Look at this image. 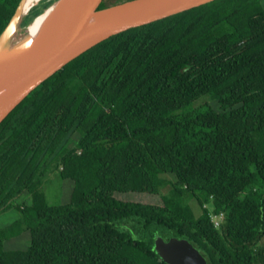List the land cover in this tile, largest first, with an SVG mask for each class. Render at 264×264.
I'll use <instances>...</instances> for the list:
<instances>
[{
  "label": "trees",
  "instance_id": "1",
  "mask_svg": "<svg viewBox=\"0 0 264 264\" xmlns=\"http://www.w3.org/2000/svg\"><path fill=\"white\" fill-rule=\"evenodd\" d=\"M19 1L0 0V33ZM51 161L73 183L65 204L41 190ZM12 209L0 264H165L155 234L188 240L208 264H264V0L132 28L40 84L0 123V214ZM24 232V249L5 248Z\"/></svg>",
  "mask_w": 264,
  "mask_h": 264
},
{
  "label": "water",
  "instance_id": "2",
  "mask_svg": "<svg viewBox=\"0 0 264 264\" xmlns=\"http://www.w3.org/2000/svg\"><path fill=\"white\" fill-rule=\"evenodd\" d=\"M51 4L26 25L30 10ZM215 0H127L98 9L103 0H39L24 14L20 0L0 33V123L34 89L69 62L130 30L200 7ZM51 11L35 35L17 37L46 10ZM15 250V249H12ZM153 250L165 264H208L188 240L154 235Z\"/></svg>",
  "mask_w": 264,
  "mask_h": 264
},
{
  "label": "rangeland",
  "instance_id": "3",
  "mask_svg": "<svg viewBox=\"0 0 264 264\" xmlns=\"http://www.w3.org/2000/svg\"><path fill=\"white\" fill-rule=\"evenodd\" d=\"M120 1L124 2L126 0H120ZM32 6H34V5L32 4L30 6V8ZM24 33H26L25 27H23L21 29V31L17 35V37H23ZM206 101H207V98H202V99L198 100L195 103V105L199 106ZM211 105H212V107L217 109L216 104L211 103ZM76 138H77V136L75 134L68 136V138L66 139V144L69 148L74 145ZM72 187H73V183L71 180L61 179L59 177L57 171L50 170L47 172V174L45 175V177L42 180L41 190L44 192V194L46 196V200H47L49 205H61V204H65L69 201L71 191H72ZM165 192H166V190H162L161 193H165ZM21 198H23V199H21ZM21 198L16 199L15 203L21 204L22 201H23V203H27L29 201L28 200L29 196H26V197L24 196ZM144 198H145V196H141V197L140 196L136 197L135 195L129 196V200L147 203V201ZM148 201H151V200H148ZM14 215L16 216L14 209H12V211H7L3 214H0V225L8 222V220H10ZM28 243H29V234L24 233V234H21L20 237L17 238L16 240L9 241L8 244H6L5 248L6 249H10V248L11 249H24L28 245Z\"/></svg>",
  "mask_w": 264,
  "mask_h": 264
},
{
  "label": "bare ground",
  "instance_id": "4",
  "mask_svg": "<svg viewBox=\"0 0 264 264\" xmlns=\"http://www.w3.org/2000/svg\"><path fill=\"white\" fill-rule=\"evenodd\" d=\"M39 3V0H26L25 6H24V14L29 10L30 6L33 4ZM51 11V8L46 10L43 14H41L39 17L36 18L34 22L29 24L28 27H26V32L33 36L36 34V32L40 29L43 22H45V19L49 12Z\"/></svg>",
  "mask_w": 264,
  "mask_h": 264
},
{
  "label": "flooded vegetation",
  "instance_id": "5",
  "mask_svg": "<svg viewBox=\"0 0 264 264\" xmlns=\"http://www.w3.org/2000/svg\"><path fill=\"white\" fill-rule=\"evenodd\" d=\"M72 134H75L76 136H77V138H79V135H78V133H76V132H72V133H70L68 136H70V135H72ZM68 136H67V138H68ZM66 138V139H67ZM76 138V139H77ZM50 164V166H49V168H50V170H54V171H56V169H55V167H54V163H52V161L49 163ZM49 170V171H50ZM58 172V171H57ZM21 198V197H20ZM20 198H16V199H20ZM15 199V200H16ZM15 200H14V204L15 205H19V204H17V203H15ZM211 203H212V201L211 202H209V203H207V204H204L203 205V208H205V209H208L209 210V217H210V220H211V217H212V214H216V213H214V208H213V206L211 205ZM220 213H222V212H220ZM223 214V213H222ZM223 219H224V214H223ZM223 219H222V222H223ZM211 222H212V220H211ZM222 222H221V224H222ZM213 224V223H212ZM213 226H214V224H213ZM221 226V225H220ZM214 228H216L215 226H214ZM220 228V227H219ZM219 228H216V229H219ZM25 233H27L28 234V232H25ZM24 234V233H23ZM20 237V235L18 236V237H15V238H12V239H10V240H8V241H5L4 242V246L6 247V244H8V242L9 241H11V240H16L17 238H19ZM161 237H163V239L164 240H168L169 238H167L165 235L164 236H161ZM11 249V248H10Z\"/></svg>",
  "mask_w": 264,
  "mask_h": 264
},
{
  "label": "built area",
  "instance_id": "6",
  "mask_svg": "<svg viewBox=\"0 0 264 264\" xmlns=\"http://www.w3.org/2000/svg\"><path fill=\"white\" fill-rule=\"evenodd\" d=\"M222 219H223V214L222 213L212 214L211 220H212V223L214 224V226L216 228L220 227Z\"/></svg>",
  "mask_w": 264,
  "mask_h": 264
},
{
  "label": "clouds",
  "instance_id": "7",
  "mask_svg": "<svg viewBox=\"0 0 264 264\" xmlns=\"http://www.w3.org/2000/svg\"><path fill=\"white\" fill-rule=\"evenodd\" d=\"M25 233V232H24Z\"/></svg>",
  "mask_w": 264,
  "mask_h": 264
}]
</instances>
